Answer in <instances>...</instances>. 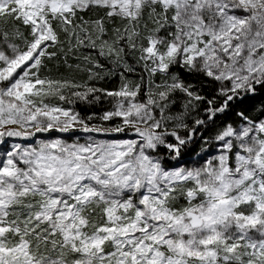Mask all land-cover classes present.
<instances>
[{"label": "snow or ice", "instance_id": "1", "mask_svg": "<svg viewBox=\"0 0 264 264\" xmlns=\"http://www.w3.org/2000/svg\"><path fill=\"white\" fill-rule=\"evenodd\" d=\"M0 264H264V0H0Z\"/></svg>", "mask_w": 264, "mask_h": 264}, {"label": "trees", "instance_id": "2", "mask_svg": "<svg viewBox=\"0 0 264 264\" xmlns=\"http://www.w3.org/2000/svg\"><path fill=\"white\" fill-rule=\"evenodd\" d=\"M102 62H104V61H102ZM69 63L70 64H74L75 61L70 59ZM104 63H107V62H104ZM53 72H54V74H57V75H61L62 74L64 76H68V77H75L78 80L82 79V78L86 79L85 74L76 72L74 68L73 69H68L66 67H60L59 72H56L55 69H53ZM132 78L135 79L136 75L134 74ZM117 84H118V80L116 78H106L103 81L96 82V86L97 87H109L110 88V87H115ZM256 102H258V101H256ZM80 107H84V106H80ZM96 110H99V108H97Z\"/></svg>", "mask_w": 264, "mask_h": 264}]
</instances>
